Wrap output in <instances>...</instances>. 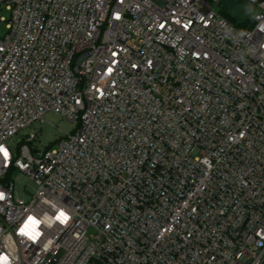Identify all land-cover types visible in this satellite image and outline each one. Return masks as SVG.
Listing matches in <instances>:
<instances>
[{"label": "built area", "instance_id": "1", "mask_svg": "<svg viewBox=\"0 0 264 264\" xmlns=\"http://www.w3.org/2000/svg\"><path fill=\"white\" fill-rule=\"evenodd\" d=\"M221 1L0 0V264H264V0Z\"/></svg>", "mask_w": 264, "mask_h": 264}, {"label": "rangeland", "instance_id": "2", "mask_svg": "<svg viewBox=\"0 0 264 264\" xmlns=\"http://www.w3.org/2000/svg\"><path fill=\"white\" fill-rule=\"evenodd\" d=\"M227 6L224 8H228L234 16L238 18V20H242L245 17V14L251 15L253 10H250L245 2L242 0H227ZM249 9V11H247ZM0 15L3 17H7L8 13L5 10L0 12ZM5 21H0V35L5 32ZM72 125L67 122L60 115L49 112L44 116V121L35 122L33 124V128L39 131V135L32 141V144L36 146V148L41 149L48 144L52 143L55 138L63 136V133L70 130ZM29 131V130H28ZM19 139V135L13 136L11 140V147H14ZM15 176L18 177V182L16 183L17 190L19 194L22 193V185L21 183H25L26 188L29 187L30 182L23 176V174L19 172L14 173Z\"/></svg>", "mask_w": 264, "mask_h": 264}, {"label": "trees", "instance_id": "3", "mask_svg": "<svg viewBox=\"0 0 264 264\" xmlns=\"http://www.w3.org/2000/svg\"><path fill=\"white\" fill-rule=\"evenodd\" d=\"M228 1L227 0H222L219 3V12L224 15L236 28L241 29L247 26L251 25V19L249 17L246 16L243 17L242 20H238V18H236V16H234V13H232L230 10H228V8H224L225 6H227Z\"/></svg>", "mask_w": 264, "mask_h": 264}, {"label": "snow or ice", "instance_id": "4", "mask_svg": "<svg viewBox=\"0 0 264 264\" xmlns=\"http://www.w3.org/2000/svg\"><path fill=\"white\" fill-rule=\"evenodd\" d=\"M0 152H4V154L7 155L6 151L3 148H0ZM61 215H63V213H61Z\"/></svg>", "mask_w": 264, "mask_h": 264}]
</instances>
